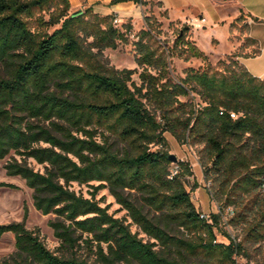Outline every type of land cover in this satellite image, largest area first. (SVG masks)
Listing matches in <instances>:
<instances>
[{"label": "trees", "instance_id": "1", "mask_svg": "<svg viewBox=\"0 0 264 264\" xmlns=\"http://www.w3.org/2000/svg\"><path fill=\"white\" fill-rule=\"evenodd\" d=\"M129 1L146 4H110ZM70 7V0H0V160L19 158L6 163V173L25 181L36 210L56 216L49 225L62 250L50 251L23 221L0 225V235H14L16 248L0 264H96L77 256L80 240L100 264H236L235 256L247 255L245 243L264 246V79L247 71L239 52L207 63L186 40L184 25L173 48L185 61H205L204 67L188 68L175 80L170 50L157 52L141 38L137 83L135 70L107 68L102 55L126 41L131 25L122 31L113 15L90 8L69 14ZM253 42L245 38L241 48ZM191 94L199 102L180 99ZM166 133L199 147L219 213L200 217L186 189L192 171L170 161ZM71 183L89 187L90 197L71 190ZM102 189L131 223L101 206L96 195ZM226 224L242 227L239 242ZM215 231L229 242H217Z\"/></svg>", "mask_w": 264, "mask_h": 264}, {"label": "rangeland", "instance_id": "2", "mask_svg": "<svg viewBox=\"0 0 264 264\" xmlns=\"http://www.w3.org/2000/svg\"><path fill=\"white\" fill-rule=\"evenodd\" d=\"M74 0L70 1L73 4ZM136 12L131 17L118 18V23L113 24L120 30L124 31V25H131L132 29L126 34V41L119 43L117 49H105L102 52L107 68L114 70H135L132 79L139 83V73L142 71V67L136 62L137 53L136 43L142 41L147 43L149 47L155 49L157 52L161 50L165 51L166 55L170 50L171 54L167 57L170 76L178 80L185 77V71L188 68L202 69L205 61L201 59L191 58L185 61L179 56V49L173 48V44L176 41L181 24L175 21H170L165 12L155 4L152 0H146L145 5L136 4ZM85 11L82 9L80 12ZM79 12L76 8L70 7L69 14ZM45 19L48 18L46 12L43 13ZM244 24V19L241 16V20L238 25L241 27ZM32 28L34 25L31 24ZM53 29H49L51 32ZM142 31H149L151 37L143 36ZM200 50L207 54V63L215 66L219 60H227V58L234 52L229 49L227 40H224L219 36L220 44H211L212 38L207 36H201L199 39L194 38L193 31L189 27L186 33V40L196 43ZM234 42V41H232ZM241 44H244L241 40ZM249 46V45H248ZM215 49V51L213 49ZM246 48V47H245ZM245 48L238 50L237 52L245 53ZM217 53L218 56L210 52ZM225 53V54H224ZM224 54V55H221ZM251 54V53H250ZM182 101H194L199 102V99L194 94L189 97L180 98ZM168 142L167 151L171 155H174L177 160L182 161L189 165L192 175L186 177V189L190 193L191 201L196 209L205 216L209 217L212 213H219V207L217 202L212 198L210 193V183L205 181L202 168L199 164V157L197 151L199 147H191L189 145L179 144L169 133L165 134ZM157 147H152L156 149ZM13 158L19 159L16 155H9L5 159L0 160V225H7L10 223L24 222L25 227L38 234L40 240L44 245L55 253H61L60 241L54 236L53 229L49 225L50 221L55 220L56 216L53 214L43 215L40 211L36 210L33 205L32 194L33 191L26 186L23 179L18 176H9L6 173L4 166L7 162H10ZM29 165L35 170L44 171L43 167L36 164L33 160H29ZM174 167V164L173 166ZM8 184L15 187H9ZM70 189L76 193H80L83 196L89 198V191L91 189L85 185H78L77 183H71ZM96 199L100 200V204L103 207H107L108 213L119 219H124L127 223H131V219L128 217L126 210H123L121 206L116 202L115 198L110 195L107 189H102L96 195ZM229 210H233L231 207L226 208L223 212L222 220L226 223L227 219L232 216ZM131 230L137 233L139 237L148 240V237L141 232L136 225H131ZM229 235L236 241H240L243 233L242 227L233 228L229 225L224 226ZM216 232V231H215ZM175 233V232H174ZM181 237V233H175ZM217 242L228 243V239L222 234L216 232ZM78 246L74 248L77 256L85 258L96 264H100L96 260V256L84 245L82 240L78 241ZM247 249V255L243 254L235 256L236 264H264V246L258 245L252 246L250 243L244 244ZM16 252L15 239L12 233H4L0 235V259L7 258Z\"/></svg>", "mask_w": 264, "mask_h": 264}, {"label": "crops", "instance_id": "3", "mask_svg": "<svg viewBox=\"0 0 264 264\" xmlns=\"http://www.w3.org/2000/svg\"><path fill=\"white\" fill-rule=\"evenodd\" d=\"M152 1L165 12L170 21L191 27L194 38L211 37L212 46L214 42L217 43L214 47L220 44L219 36L227 40L229 49L233 52L242 50L241 40L252 39L254 42L246 46L245 53H241L237 60L254 77L264 79V0ZM110 2L111 0H74L71 7L77 11L90 8L99 15L120 18L131 17L136 12V4L131 1L116 5H111ZM241 16L244 19V31L241 30L243 25L241 27L238 25L239 22L231 27L236 19L241 20ZM195 42L197 45L196 40ZM210 53L218 56L212 51Z\"/></svg>", "mask_w": 264, "mask_h": 264}, {"label": "built area", "instance_id": "4", "mask_svg": "<svg viewBox=\"0 0 264 264\" xmlns=\"http://www.w3.org/2000/svg\"><path fill=\"white\" fill-rule=\"evenodd\" d=\"M113 22H114V23H118V18L115 17ZM230 116H231L232 118H235V114H233V113H231ZM177 170H178V167L175 166V167L173 168V173H172V174L176 173ZM229 213L232 214V210H229ZM200 217H201V218H204V219H208V217L205 216L204 214H201Z\"/></svg>", "mask_w": 264, "mask_h": 264}, {"label": "water", "instance_id": "5", "mask_svg": "<svg viewBox=\"0 0 264 264\" xmlns=\"http://www.w3.org/2000/svg\"><path fill=\"white\" fill-rule=\"evenodd\" d=\"M80 12V11H79ZM170 161H172L173 163H175L177 161V158L174 155H170L169 157Z\"/></svg>", "mask_w": 264, "mask_h": 264}]
</instances>
